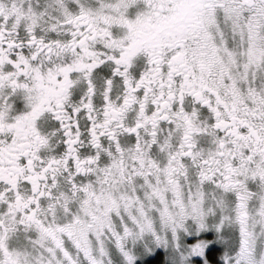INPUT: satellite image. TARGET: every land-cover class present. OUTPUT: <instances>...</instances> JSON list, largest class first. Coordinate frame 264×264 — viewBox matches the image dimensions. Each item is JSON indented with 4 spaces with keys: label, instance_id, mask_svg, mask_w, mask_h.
<instances>
[{
    "label": "snow or ice",
    "instance_id": "1",
    "mask_svg": "<svg viewBox=\"0 0 264 264\" xmlns=\"http://www.w3.org/2000/svg\"><path fill=\"white\" fill-rule=\"evenodd\" d=\"M0 264H264V0H0Z\"/></svg>",
    "mask_w": 264,
    "mask_h": 264
}]
</instances>
